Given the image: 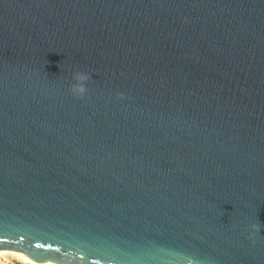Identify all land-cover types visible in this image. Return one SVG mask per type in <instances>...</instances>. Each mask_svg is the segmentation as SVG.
<instances>
[{
  "label": "water",
  "instance_id": "1",
  "mask_svg": "<svg viewBox=\"0 0 264 264\" xmlns=\"http://www.w3.org/2000/svg\"><path fill=\"white\" fill-rule=\"evenodd\" d=\"M0 249L264 264V0H0Z\"/></svg>",
  "mask_w": 264,
  "mask_h": 264
},
{
  "label": "clouds",
  "instance_id": "2",
  "mask_svg": "<svg viewBox=\"0 0 264 264\" xmlns=\"http://www.w3.org/2000/svg\"><path fill=\"white\" fill-rule=\"evenodd\" d=\"M89 74L84 71H75L72 73V82L69 85L70 92L77 97H84L88 91L86 81L89 80ZM254 230H259L257 226L253 225Z\"/></svg>",
  "mask_w": 264,
  "mask_h": 264
},
{
  "label": "bare ground",
  "instance_id": "3",
  "mask_svg": "<svg viewBox=\"0 0 264 264\" xmlns=\"http://www.w3.org/2000/svg\"><path fill=\"white\" fill-rule=\"evenodd\" d=\"M0 255L5 256V257L6 255H13L29 264H58V263L51 262V261H46V262L34 261L26 253L22 251L14 250V249H0Z\"/></svg>",
  "mask_w": 264,
  "mask_h": 264
},
{
  "label": "rangeland",
  "instance_id": "4",
  "mask_svg": "<svg viewBox=\"0 0 264 264\" xmlns=\"http://www.w3.org/2000/svg\"><path fill=\"white\" fill-rule=\"evenodd\" d=\"M0 264H29V263H26L13 255H6V257L0 255Z\"/></svg>",
  "mask_w": 264,
  "mask_h": 264
}]
</instances>
